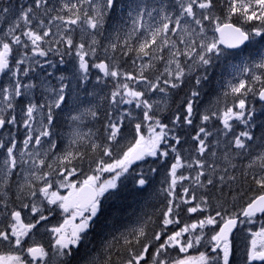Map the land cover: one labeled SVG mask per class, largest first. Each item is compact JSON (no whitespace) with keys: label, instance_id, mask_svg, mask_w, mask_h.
I'll use <instances>...</instances> for the list:
<instances>
[{"label":"snow or ice","instance_id":"6c2138e0","mask_svg":"<svg viewBox=\"0 0 264 264\" xmlns=\"http://www.w3.org/2000/svg\"><path fill=\"white\" fill-rule=\"evenodd\" d=\"M177 4L176 11H169L167 4L157 7L143 2L124 4L121 0H60L59 6L53 0H31V3L25 0L19 5L18 15L0 34V76L10 73L7 83L0 85V130H4L0 133V246L18 251L0 252V264H235L234 230L245 223H254L252 218L257 213L264 216V132L260 137L254 136L256 110L247 101L249 94L264 101V52L258 53V60L246 57L241 64L230 65L240 73L236 83L228 82L234 100L232 106H226L222 112L210 110L201 116V126L191 137L197 142L199 158L185 161L180 155L177 146L181 145L182 137L177 130L193 126L194 105L201 91L197 87L190 88L181 102L183 111L178 109L169 116V123L162 122L158 115L168 110L175 90L186 87L190 78H194L195 86H201L217 61L230 62L241 56L256 37L264 39V0H177ZM218 8H223L222 14H217ZM118 10L120 18L126 16L130 20L131 29L114 28L105 37L110 42L103 47L98 37L105 36V25ZM0 12L10 13L11 9L4 7ZM2 19L4 17L0 16ZM77 31L78 43L74 41ZM61 44L69 53L75 50L82 73L79 78L84 82L88 81L89 70L86 57H95L98 47H103L105 54L109 49L113 53L119 50L124 56L135 54L133 65L137 59L148 57L149 60L140 65L138 74L122 72L116 63H94L104 77L117 81L115 90L107 97L110 109L103 113L104 135L101 138L79 131L85 117L100 118L99 105L83 110L74 107L77 114L70 111L67 117L70 128L65 134L67 146L58 152L59 118L69 107V84L64 82L68 78L60 76L59 86H53L47 78L51 73H36L37 67H44L36 58L55 52L63 63L58 47ZM153 61L164 62L162 72ZM44 63L54 67L50 60ZM148 69L157 73L154 78L145 74ZM30 73L39 76V80H34ZM130 82L142 87H131ZM160 93L164 94L162 99H152V94ZM82 103L78 95L73 96L74 106ZM133 103L143 109L142 122L134 123L130 130L133 138L125 144L122 143L126 139L122 131L125 118L130 124L135 118L131 111L117 110L121 105ZM214 117L222 121L223 136L231 134L225 143L226 151L219 157L216 151H209L208 137L212 132L203 126ZM143 121L149 122L147 135ZM234 122L243 124L245 130L236 132ZM13 128L24 129L21 139H17ZM232 147L237 151L230 155ZM170 154L174 162L168 171V187L164 190L167 203L162 210L159 230H153L149 236L148 224H142L128 234L113 236L81 261L79 249L89 241L90 231L103 217L104 201L119 196L121 178L127 179L130 169L147 163L149 158L159 163L166 161ZM236 157L249 158L243 165L242 175L251 176L259 193L250 198L240 212L226 215L227 209L218 204L215 215L208 214L194 223H184L179 230H169V226L181 224L182 205H189L183 211L192 214L209 210L208 198L197 197L190 189L198 186L210 191L208 186L216 187L217 176L221 188L228 181H235L236 176L228 171L229 167H238L234 162ZM217 160L227 163V167L222 168L226 175H218ZM86 162L92 174L85 172ZM181 169H195L196 174L194 177L185 175ZM156 171L157 168L149 167V172ZM104 173L110 178L101 180ZM14 175H22L23 182L16 184L18 206L10 207L7 189L11 188ZM73 177L75 179H71ZM133 180L141 188L149 182L143 172ZM189 180L191 185L183 187V182ZM178 185L182 186V194L177 192ZM61 189H67V194H61ZM197 200L198 203H193ZM58 212L65 217L63 223L46 229L52 234L50 250L43 245L26 246V239H34L33 229ZM260 223L258 231L249 229L251 238L245 245L243 264H264V220ZM201 246L205 250L197 256L174 259L168 256L170 249L188 253Z\"/></svg>","mask_w":264,"mask_h":264},{"label":"trees","instance_id":"16d2710c","mask_svg":"<svg viewBox=\"0 0 264 264\" xmlns=\"http://www.w3.org/2000/svg\"><path fill=\"white\" fill-rule=\"evenodd\" d=\"M166 1L170 2V0ZM24 2L25 0H0V9L9 7L12 11L18 12L19 5ZM27 2L31 3V0H27ZM121 2L127 4L129 3V0H121ZM53 3L59 6L60 0H53ZM224 7L226 8V5H224ZM222 13L223 8H218L217 14ZM3 14H5L6 16L4 17V19L0 20V34H2L3 30H6L8 26H6V22L8 20V17H10V13ZM118 26L122 27L124 31H130L131 29V27L129 26L128 18L126 16L124 18H120L119 10L117 11V14L111 18L109 23L105 25V28L107 29V31L105 32V36L98 37L103 47H106L110 42V40L105 39V37H108L110 33H112L113 29ZM78 37L79 31L74 34V41L76 43L79 42ZM112 39H114V37H112ZM255 40L252 45L245 49L241 56L232 59L230 62L224 60L217 61L215 63V66L209 69L208 80L204 81L201 86H195L194 78H190V82L187 83L186 87L182 86L181 89L175 90V94L170 99L168 110L158 115V118H160L162 122L169 123V116L177 112L178 109L181 112L183 111V105L181 102L185 99V96L189 92V89L197 87L201 91L202 95H200V97L198 98V102L194 105L196 111L194 112L193 126H185L183 131H180L179 129L177 130L182 137L181 145L177 146V148L180 152V155L185 159V161L199 158L196 152L197 142L192 140L191 137L196 134L198 127L201 126V116L205 114L206 111L218 110L219 112H222L226 106H232L234 97L230 94L228 82L231 81L232 83H236L240 78V73L229 66V63L237 64L239 63V61H244L246 57L258 60V53L264 51V39L258 37ZM131 42L133 44L136 43L135 40H132ZM85 44L87 48V39L85 41ZM53 46L54 45H52V47ZM122 46L123 33L121 38V47ZM58 47L63 54L62 58L64 62L60 63V61L51 58L50 61L54 62L55 65L54 67H48V69L51 70V75L49 76V78L50 80L52 79V83L54 86L59 85L60 76H65L68 78L64 82L69 84V88L67 90V103L70 104V106H73L71 105V101H69L70 96L73 93H78L77 95L79 96V98L83 97V99H88V97H93L94 100L96 99V101L93 102L92 106L99 105L98 111L100 113V118L98 120L92 121L93 134L94 136L102 138L104 135V123H106L103 121V113L105 110L110 109L107 97H109L111 92L115 90L117 81L111 77H104L103 72L93 66L94 63H116L118 64L120 71L138 74L140 65L146 64L149 58L145 57L142 60L137 59L136 64L133 65L131 61L135 59V54L124 56L121 54V51L117 50L115 53H113L110 49L109 52L105 54L103 51V47H98L95 57H86L89 63V70L87 74L88 81L84 82L79 78L82 76V73L79 71V61L75 55V50L73 49L69 53V50L66 49L63 44L59 45ZM51 55L55 56L56 53L52 52ZM164 55L167 58V50H165ZM180 59L183 60L184 58L181 57ZM153 62L156 64V68L162 72L164 68V62ZM61 64L62 66H60ZM200 71L203 72V70ZM145 74L148 75L150 79H152L157 73L152 69H148ZM234 75L236 76V79H233ZM120 79L123 80V77H121ZM130 86L136 87L138 89L142 87L141 85H136L131 82ZM226 92L229 93L227 96L224 95V93ZM247 101H251V98H247ZM252 101L256 110L253 117L256 126L252 129V132L255 137H260L261 133L264 132V112L262 110L263 106L253 95ZM117 111H122V109L119 108ZM132 112L134 114L135 110H133ZM141 114L142 112L139 113L140 118H142ZM125 119V129H123L122 131L125 132V130H127V134H129L131 128L136 122L133 121V123L130 124L129 119L127 117ZM203 126L206 127L210 132H212V135L208 137V142L211 145L209 151H216L217 157L221 156L226 151L225 143L230 138L231 134H229V137L223 136L222 121L215 117ZM234 130L236 132H239L245 130V127H239L238 124H235ZM19 132H23L22 129H20ZM96 133L98 135H96ZM20 134L21 133H19V136ZM218 140L220 141V143L217 145L216 142ZM122 143L126 144L127 142L125 140H122ZM236 151L237 150L232 147L230 155L234 154ZM97 155L99 154L97 153ZM205 155L207 156V153ZM104 159L107 160L108 158L104 157ZM248 159L249 158L247 157L243 159L241 157L235 158L234 162L237 163L238 167L236 169H232L229 167L228 174H234L236 176V180L228 181L223 188L220 187L218 176L216 177V187L214 188L212 186H208V189H210V191L201 189L198 186L192 187L190 190L195 191L197 197L205 195L208 198L210 206L209 210L203 214L199 212L192 214L183 211V209L189 205H182V210L179 217L181 220V224L169 226V230H172L173 228L175 230H179V228L182 227L184 223H194L198 219H203L208 214L215 215V210H217L218 204H223L224 208L227 209V212L225 213L226 215L231 214L232 212H240L241 209L246 206L249 199L259 193V189L251 180V176L249 175L245 177L244 175H242V172L244 171L243 165L247 164ZM172 162H174V160L171 154L166 161H161L159 163L154 162L153 158H149L147 163L134 166V168L130 171L131 175L128 176L127 179H125L124 177L121 178L123 183L119 188V196L104 201L103 217L100 221H98L97 226L90 231L89 241L79 249L81 261L90 251L95 252L99 250L101 245L111 240L113 236L119 237L121 233L128 234L132 229H137L142 224H148L147 230L149 232V236H151L153 230H159L162 210L167 203V193L164 190L168 187V171ZM84 165H86L87 167V162ZM217 165L218 175H226L222 171V168L227 167V163L222 160H217ZM149 167H155L157 168V171L149 172ZM181 171L184 172L185 175H190L192 177H194L196 174L195 169H181ZM254 171H258V169ZM141 172L146 175V178L149 181L148 184L143 188L134 183L133 180V178L140 175ZM201 180H204V177H201ZM191 183L192 182L190 180L184 181L183 187H188L191 185ZM177 192L182 194L181 185L177 186ZM234 197L235 199H233ZM198 202L199 200L193 203ZM254 218L256 219L258 225H261L260 221L264 220V216L262 215L256 216ZM208 231L209 229H205V232ZM248 241L249 240L247 239L238 241L236 236L235 264H243V250H245V245L248 243ZM117 247H119V245H117ZM204 250L205 248L201 246L188 252V255L199 254L200 251ZM0 252H8V247L0 246ZM185 255H187V253H180L177 249H170L168 253L170 259L182 258Z\"/></svg>","mask_w":264,"mask_h":264},{"label":"rangeland","instance_id":"374dc122","mask_svg":"<svg viewBox=\"0 0 264 264\" xmlns=\"http://www.w3.org/2000/svg\"><path fill=\"white\" fill-rule=\"evenodd\" d=\"M132 2H137V3L143 2V3H145V4L149 5V6L155 5L157 7H159L162 4H167L169 11H176V9L178 8L177 0H170V2H167L166 0H129V3H132ZM17 15H18V12L11 10L10 17H8V20L6 22V26L9 23H11L12 20H14ZM153 15L155 16L156 14L153 13ZM0 16L5 17L6 15L3 14V13L1 14V12H0ZM145 19H146V22H147V17ZM128 22H129V26L131 27V22H130L129 19H128ZM173 39H177V38L176 37H173ZM53 47L55 48L56 45H54ZM180 47H183V45H180ZM51 53L52 52L49 53V56L48 57H37L36 58V59H40L41 62L44 64L43 69H40L38 67L36 68V73H39L41 75H47L48 73H51V70L48 69V67L50 65L47 64V63H44V61L51 60V58H54L55 60L60 61V56L59 55L52 56ZM13 56L14 57L16 56L15 49H14V52H13ZM238 60H239V58H238ZM239 63L241 64V61H239ZM13 64H14V61H13ZM52 65H55V63L52 62ZM230 65H231V63H229V66ZM237 65H238V63H237ZM60 66H62V64ZM7 75H10V73L9 74H6L5 76H0V85H3V84H6L7 83ZM30 76H32V78L34 80H37V81L39 80V76H37L36 74H31L30 73ZM47 78H48V80H50L49 76ZM23 79H25V81L27 80V78H23ZM50 82L53 85L52 79L50 80ZM58 86H56V87H58ZM77 94L78 93L71 94L70 100H69V101H71V105H73V96L74 95H77ZM163 96H164V94H162V93H160V94H152V99H162ZM247 98L248 99L251 98V101H249L248 103L252 107V104H253L252 95L249 94V96ZM255 98H257V96H255ZM21 99H23V98H21ZM80 100L83 101V103L80 104V105H78V106H76V108H78L79 110H83V109H86L88 107H92L93 102L96 101V99L94 100L93 97H88V99H83V97H80ZM68 106L69 107L68 108H65L64 114L62 115L64 117V119H65V124H67V125L69 124L68 119H67L68 113L71 111V113L73 115H76L77 114V112L73 110L74 105L73 106H70V104H68ZM132 106H134L135 109H140V108H136L134 103L132 104ZM262 110L264 112V107H263ZM87 121H88V117H85L84 118V123L85 122L87 123ZM139 121L142 122L141 119ZM84 123L80 125L79 131L81 133H84V134L91 132L88 129H86V130L84 129V127H83ZM148 123H149L148 121H143V124L145 125V127L143 129L145 135H147V127H146V125ZM234 124H238L239 127H245L243 124H240L239 122H234ZM20 129L23 130L22 135H24V129L23 128H20ZM3 132H4V130H0V133H3ZM69 132H70V128L66 132V134L69 133ZM22 137L23 136H21V138ZM21 138H18V139H21ZM132 138L133 137H131L130 139L132 140ZM67 140H68V137L66 135V141ZM18 147H19V145H18ZM95 166H92V167L94 168ZM85 172H88V174H92L89 169L86 170ZM106 178H110V175L108 173H104V174L101 175V180H104ZM71 179H75V177H73ZM22 182H23V176L22 175L20 177H16L15 175L13 176L12 186H11V188L7 189V192L9 194V196L11 197V199H9V201H8L10 207H12V206H18V204H19V201H16L15 200V196H16V184L17 183H22ZM37 186L39 187V185H37ZM60 191H61V194H67V189H61ZM0 198H2V197H0ZM51 207H55V206H51ZM0 210H2V205H0ZM45 214L47 215L48 213L45 212ZM64 218H65L64 215L58 212L56 215L50 216V218H49L48 221H42L41 224L37 225V228L36 229H33V233L35 234L34 239H26L25 245L26 246H31V245H35V244H37V245H43L46 248V250H50V244H51V236H52V234L50 232L46 231V229H50L51 227L59 226L60 224L63 223ZM32 220L34 221L35 220V217H32ZM253 221H255V220H253ZM254 223H252V224L245 223L244 224V227L242 225V227H241V231L242 232H241L240 236L250 235V237H251V232L249 231V229H251L252 232L255 231L254 226H253ZM209 227H214V226H209ZM31 235L32 234H30V236ZM9 251H14L15 252V251H18V250L11 249L9 247ZM37 264H39V262H37Z\"/></svg>","mask_w":264,"mask_h":264},{"label":"bare ground","instance_id":"6f19581e","mask_svg":"<svg viewBox=\"0 0 264 264\" xmlns=\"http://www.w3.org/2000/svg\"><path fill=\"white\" fill-rule=\"evenodd\" d=\"M256 41V40H255ZM108 56V55H107ZM113 62V61H112ZM242 62V61H241ZM239 64V63H238ZM202 95V94H201ZM216 97V96H215ZM200 101V100H199ZM211 108V107H210ZM194 142V141H193ZM190 147V146H189ZM191 148V147H190ZM183 212V211H182ZM241 262V261H240Z\"/></svg>","mask_w":264,"mask_h":264},{"label":"water","instance_id":"95a60500","mask_svg":"<svg viewBox=\"0 0 264 264\" xmlns=\"http://www.w3.org/2000/svg\"><path fill=\"white\" fill-rule=\"evenodd\" d=\"M264 102V101H263ZM235 231V230H234Z\"/></svg>","mask_w":264,"mask_h":264}]
</instances>
